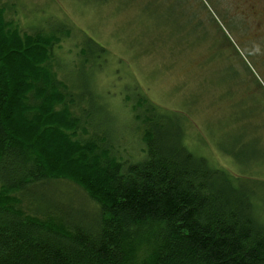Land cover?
Listing matches in <instances>:
<instances>
[{
	"label": "trees",
	"instance_id": "1",
	"mask_svg": "<svg viewBox=\"0 0 264 264\" xmlns=\"http://www.w3.org/2000/svg\"><path fill=\"white\" fill-rule=\"evenodd\" d=\"M49 25L22 33L0 8V264H264L257 181L192 152L147 95L143 154L122 157L93 88L54 70L71 26ZM89 41L83 66L107 51Z\"/></svg>",
	"mask_w": 264,
	"mask_h": 264
},
{
	"label": "rangeland",
	"instance_id": "2",
	"mask_svg": "<svg viewBox=\"0 0 264 264\" xmlns=\"http://www.w3.org/2000/svg\"><path fill=\"white\" fill-rule=\"evenodd\" d=\"M238 4L0 0L7 20L22 33L50 34L49 24L71 26L72 35L55 48L54 70L66 81L93 88L105 107L100 128L122 157L143 154L142 132L130 107L147 95L158 108L176 113L192 152L236 177L257 181L256 204L264 214V58L257 56L253 26L236 16ZM89 39L107 51L96 65L94 60V66H83L82 45L93 49Z\"/></svg>",
	"mask_w": 264,
	"mask_h": 264
},
{
	"label": "flooded vegetation",
	"instance_id": "3",
	"mask_svg": "<svg viewBox=\"0 0 264 264\" xmlns=\"http://www.w3.org/2000/svg\"><path fill=\"white\" fill-rule=\"evenodd\" d=\"M238 2L236 16L240 21L242 20V23L253 26V39L258 44L257 56L264 58V0H238Z\"/></svg>",
	"mask_w": 264,
	"mask_h": 264
}]
</instances>
